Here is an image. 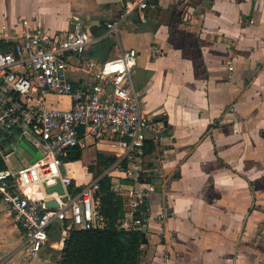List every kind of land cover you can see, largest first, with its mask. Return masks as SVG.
<instances>
[{
    "label": "crops",
    "instance_id": "1",
    "mask_svg": "<svg viewBox=\"0 0 264 264\" xmlns=\"http://www.w3.org/2000/svg\"><path fill=\"white\" fill-rule=\"evenodd\" d=\"M138 1L0 0V47L18 34L19 19L52 34L79 25L96 41L72 60L76 90L93 81L88 61L135 49L132 84L145 115L163 126L161 141L146 142L144 170L167 155L166 179L150 197L139 264H264V0H153L106 35V24ZM161 8L173 11L170 25L158 22ZM46 103L66 111L71 100L49 94ZM13 137L16 153L6 166L40 159L32 141ZM87 143L81 160L63 165L76 187L94 177L89 167L97 154L111 155L106 142L88 137ZM120 179L114 190H127L131 183ZM67 236L53 224L41 252L23 262L21 228L0 196V263L59 264Z\"/></svg>",
    "mask_w": 264,
    "mask_h": 264
},
{
    "label": "built area",
    "instance_id": "2",
    "mask_svg": "<svg viewBox=\"0 0 264 264\" xmlns=\"http://www.w3.org/2000/svg\"><path fill=\"white\" fill-rule=\"evenodd\" d=\"M152 1L128 4L118 19L106 24V35L116 33L132 9L143 10ZM18 23L13 41L0 47V160L6 164L16 153V146L3 133L32 141L42 154L37 162L20 169L0 170V196L22 231L21 260L30 262L41 252L55 223L64 232L102 226L95 196L104 176L123 174L131 183L125 194L117 193L128 198L119 227L142 232L149 222L150 197L166 179L167 155H161L155 169L144 170L146 142L161 141L163 126L145 115L132 84L136 50L128 49L102 63L88 61L86 71L93 81L85 90H76L69 79L72 60L81 58L96 39L79 25L52 34L31 29L26 19ZM49 94L69 97L70 108H48ZM88 137L106 142L115 161L100 176L76 187L61 167L70 149L87 148ZM58 184L62 194L47 192ZM50 200L58 207H47Z\"/></svg>",
    "mask_w": 264,
    "mask_h": 264
},
{
    "label": "trees",
    "instance_id": "3",
    "mask_svg": "<svg viewBox=\"0 0 264 264\" xmlns=\"http://www.w3.org/2000/svg\"><path fill=\"white\" fill-rule=\"evenodd\" d=\"M152 150L149 147L146 154ZM82 152L78 148L70 149L64 162L81 160ZM114 161V156L99 153L96 165L89 170L94 171V177L100 176ZM5 168V163L0 160V170ZM112 180L114 177H102L95 196L102 226L96 224L90 229L69 231L63 242L59 264H139L144 238L140 231L119 227L127 206L123 198L115 193ZM117 180L121 181L120 178Z\"/></svg>",
    "mask_w": 264,
    "mask_h": 264
},
{
    "label": "water",
    "instance_id": "4",
    "mask_svg": "<svg viewBox=\"0 0 264 264\" xmlns=\"http://www.w3.org/2000/svg\"><path fill=\"white\" fill-rule=\"evenodd\" d=\"M161 13H160V19H159V23L160 24H165V25H170L171 24V20H172V16H173V11L169 10V9H164L161 8L160 9ZM3 135L8 136L9 140L13 138V133H3ZM18 151L22 152L23 151V147L19 146L18 147ZM52 191H57L59 194H62L63 190L62 187L60 186V184L54 186V187H49L47 188V192L50 193ZM157 191H160V187L157 188ZM63 202L66 201V198L62 199ZM47 207L49 208H57L58 207V203L54 200H50L47 201L46 203ZM147 230V227L144 226L142 228V236L143 238L145 237V232ZM143 243H146V239H143Z\"/></svg>",
    "mask_w": 264,
    "mask_h": 264
},
{
    "label": "rangeland",
    "instance_id": "5",
    "mask_svg": "<svg viewBox=\"0 0 264 264\" xmlns=\"http://www.w3.org/2000/svg\"><path fill=\"white\" fill-rule=\"evenodd\" d=\"M73 77H75V75H74ZM18 141H19V142L26 143V144H27V142H28V141H26V140H24V139H22V141H21V140H19V137H16V142H18ZM91 151H92V148H91V149H87V150H86V155H84V156H87V155L90 154V153L92 154ZM12 159H14V157L8 158V159H7V162L10 164V163L12 162ZM33 159H34V160L37 159V155L35 154V152H34V154H33ZM25 160H27L28 162H32V160H31V159L29 160L27 156L25 157ZM82 161H85V158H84V157H83V160H82ZM61 169H65L64 166L61 167ZM82 173H83V171H82ZM114 177H116V176H114ZM120 178H123V174H121V177H120ZM115 179H117V178H115ZM115 179L112 180L113 183H116L117 180H115ZM114 189H115V187H114ZM114 191H115V193H116V191H117V193L122 192V191H123L124 193H126V191H124V190H120V189H116V190H114ZM121 197L125 199L127 196H121ZM127 208H128V207H127Z\"/></svg>",
    "mask_w": 264,
    "mask_h": 264
}]
</instances>
